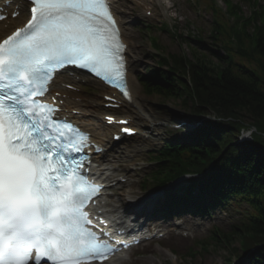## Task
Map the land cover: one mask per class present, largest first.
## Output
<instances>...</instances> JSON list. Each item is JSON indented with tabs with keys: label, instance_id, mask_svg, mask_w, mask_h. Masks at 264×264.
Returning a JSON list of instances; mask_svg holds the SVG:
<instances>
[{
	"label": "snow or ice",
	"instance_id": "obj_1",
	"mask_svg": "<svg viewBox=\"0 0 264 264\" xmlns=\"http://www.w3.org/2000/svg\"><path fill=\"white\" fill-rule=\"evenodd\" d=\"M25 3L30 19L0 40V264H104L122 242L86 211L102 187L73 155L88 134L41 98L69 68L129 96L126 45L111 0Z\"/></svg>",
	"mask_w": 264,
	"mask_h": 264
},
{
	"label": "trees",
	"instance_id": "obj_2",
	"mask_svg": "<svg viewBox=\"0 0 264 264\" xmlns=\"http://www.w3.org/2000/svg\"><path fill=\"white\" fill-rule=\"evenodd\" d=\"M226 1L231 2V0ZM234 9L236 7L231 6V10ZM243 22H245L244 26H249L251 23L257 25L253 29L234 31L230 28V31H223L222 36L228 38L225 39L224 46L241 53L250 61L255 60L257 63L255 67L247 63L237 67L232 61L233 55L224 62L213 64L208 61L207 63L198 55L177 54L172 56L174 79L168 80L164 77L159 85L148 91V95H157L165 100L173 99L180 104L183 103L185 107H180L194 114H213L229 120L232 124L206 129L210 132L203 137V140L209 136L216 138L212 143L207 141L209 143L207 149L167 147L163 159L172 157L173 167L171 168L169 160L166 167L170 172L164 173V178L173 179L185 171H200L210 167L211 164L213 168L210 169L215 171L222 154L230 148L222 164L228 165L234 170V176H240L241 180H244L239 173L243 172L245 167L243 164L251 163L254 158L264 155V149H259V153L255 155V148L251 146L232 145L233 136L244 124L257 129L260 135L255 134L254 137L259 146L264 145L262 143L264 140L261 138L264 135V11L245 18ZM186 75L189 76V80L183 79ZM239 150L243 152H240V155L237 154ZM236 155L240 158H234ZM241 187V190H237L238 188L232 190L230 187L231 191L228 194H242L247 187L244 188V184ZM247 190L249 191L250 188L248 187ZM220 201L227 203L229 198L221 193L216 201L217 205H220ZM250 205L253 209L246 213L248 222L243 224L235 237L243 238V246L257 243L264 246V207L260 208L258 200L255 199L250 201ZM232 241L233 238L228 237L226 243Z\"/></svg>",
	"mask_w": 264,
	"mask_h": 264
},
{
	"label": "rangeland",
	"instance_id": "obj_3",
	"mask_svg": "<svg viewBox=\"0 0 264 264\" xmlns=\"http://www.w3.org/2000/svg\"><path fill=\"white\" fill-rule=\"evenodd\" d=\"M188 0H162L154 1V0H119L124 4L123 9L131 12L124 16L122 19L126 22L127 26L130 29V44H134L137 48L138 55H135V58H140L141 61L137 65V68L134 70V75L136 78L142 72L146 71V68H156V53H154L151 49L150 43L148 42L149 36L154 35L157 37L158 42L161 44V48L163 53L168 54H187L191 52L190 44L196 43L193 39L189 40L188 43L182 44V42L173 36L172 32L158 31L153 28V31L148 32L141 26L139 22L131 23L134 19H141L143 17L146 21L155 23L158 21H163L168 25L173 26V28H177L183 34H187L188 32H193L194 34H198L199 31L208 32L207 35H211V27L212 18L211 12L204 10L203 0H195L202 2L201 7L195 8L188 5ZM236 3L241 0H234ZM264 4V0H261ZM225 9V6L222 2L219 1V7ZM166 7H174L172 10H166ZM244 12L249 14V7L243 4ZM150 10L152 12V17L147 18L144 13V10ZM162 14V15H161ZM228 23V22H226ZM209 41V39H206ZM220 52V51H219ZM195 54H199L195 52ZM192 55V52H191ZM238 60H243L242 57L237 56ZM99 87L97 85H92V93L91 97L94 94L99 92ZM140 96L145 103V107L147 109V115L151 117L153 120L156 119V122H164L165 126H158L153 131L150 130L147 133H150L151 138H144L147 142L144 144L145 148H158L160 144L164 141V139L169 138L172 140L174 136H180L183 132L187 131H178L175 129L180 124V119L177 113H183L186 116H195L192 112L182 109L179 102H176L173 99H163L156 95H147L143 92L140 84L137 86ZM89 90V89H88ZM180 104V105H179ZM155 122V121H154ZM159 131H163V135L159 134ZM176 132V133H175ZM153 133V134H152ZM139 140V139H138ZM152 145H154L152 147ZM133 149V148H132ZM131 149V150H132ZM139 147L131 153V160L134 162H140V169H136L134 171H130V179L129 182L124 186L126 192L123 190V195L125 198L127 196L134 195H142L144 194L142 191L144 190L140 181L143 176L150 171L154 167V164L150 162L148 158V153L146 151H139ZM154 183H149L148 187L154 188ZM235 214L233 211L225 214H218L219 219L215 220H205L203 223L209 226V232L213 228V226H221V229L224 231L230 230V224L232 223L231 215ZM216 218V215H214ZM195 223V221H194ZM197 232L194 229L190 234L194 235ZM206 234L204 232H200L199 239H201ZM209 235V234H208ZM206 235V236H208ZM168 240H171L168 237ZM197 240V239H196ZM229 245V244H228ZM150 248H139L136 250H132L126 254L129 258L128 264H191L190 261H183L182 259L191 260V258H187L189 255L188 252L193 248L195 250L196 259L198 264H231V260L235 257L234 249L239 247V241L233 240L232 244L229 245L231 247H211L210 249L203 250L199 246L196 247L193 244L191 238H179L176 241L169 242L167 238H165L162 242L151 244ZM165 250L173 252L175 254H167ZM171 257H174L173 259ZM230 262V263H229Z\"/></svg>",
	"mask_w": 264,
	"mask_h": 264
},
{
	"label": "bare ground",
	"instance_id": "obj_4",
	"mask_svg": "<svg viewBox=\"0 0 264 264\" xmlns=\"http://www.w3.org/2000/svg\"><path fill=\"white\" fill-rule=\"evenodd\" d=\"M20 17H21V13L19 18ZM0 29H1L0 33H3L2 27H0ZM123 36H127V30L125 28H123ZM134 49H135L134 46L129 45L128 48L129 53L133 52ZM128 60H129V74L127 75V80L130 89L132 91V100L130 102L123 100L120 105V108L117 109V111L115 109L107 110L103 107L106 101L102 98L100 92L94 94L93 98L90 101L88 100L78 101L74 99V97L67 98L69 110L78 111L81 113L80 117H76L78 122L82 124L84 127H86L90 132H92L93 138L97 143L103 144L105 147H108V152L105 155L99 157L102 163L104 162L110 163L112 159L119 158L120 156H118L119 152L117 151L115 146H113L111 142L107 141V138H110L111 134L115 132L117 128H110L101 125L102 120H98L99 119L98 116L103 115L104 112L124 115L125 117L132 119V122L135 123L138 126V128L141 130L140 132H142L143 130H148L153 126H155V124L151 125L152 118L146 114L147 113L146 112L147 109L145 107L146 102L142 100L139 91H137V83L134 77L132 76L135 67L134 57L130 56L128 57ZM59 80L65 83L72 82V80L65 75L60 76ZM102 88L104 91L108 92V89H106L105 87ZM139 137L142 138V136L137 135V138ZM171 258L173 259L174 257ZM190 258L191 260L185 258H183L182 260L187 262L193 261V257Z\"/></svg>",
	"mask_w": 264,
	"mask_h": 264
}]
</instances>
